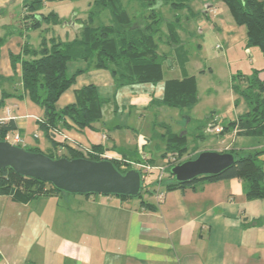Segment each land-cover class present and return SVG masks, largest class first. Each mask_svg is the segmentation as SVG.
Masks as SVG:
<instances>
[{
	"label": "crops",
	"instance_id": "obj_1",
	"mask_svg": "<svg viewBox=\"0 0 264 264\" xmlns=\"http://www.w3.org/2000/svg\"><path fill=\"white\" fill-rule=\"evenodd\" d=\"M30 1L0 0V99L5 94L0 119L2 123H13L12 131L22 139L19 145L59 154L74 148L85 155L87 150L100 146L105 154L101 158L134 162L145 158L152 165L156 164L155 157L162 161L167 142L161 125H167L175 134L181 131L173 130L170 111L160 103L164 81L183 77L172 46L165 41L159 47L160 52L169 55L164 63V80L155 85L117 86L109 70L94 68L84 60L69 61L68 74L80 72L57 107L73 103L75 92L90 84L106 103L100 121L92 128L78 129L67 120L71 128L60 127V132L50 131L48 135L39 126L42 108L22 87L21 58L15 64L10 58L22 55L25 46H39L40 41L33 43L30 31L45 29L53 33L57 26L42 24L39 29L31 28L26 6ZM46 6L38 12L53 11L62 19L54 10H46ZM219 10L209 7L204 13L215 19ZM215 26L221 34L220 50L225 46L248 52L250 67L242 74L258 70V77L264 80V53L246 45L245 27L229 17H217ZM79 28L80 25L75 33ZM188 62L184 66L186 74L196 79L188 71ZM196 71L200 73L202 69ZM223 106L222 113L211 112L204 123L210 125L216 116L222 126L248 109L233 90ZM190 110H180L186 127L196 119ZM151 116L153 120L148 123ZM218 137L210 146L193 153L234 150L244 155L263 151L258 160L264 175V137L255 144L250 143L253 137L237 136L234 130ZM150 197L143 199L154 206L153 210L141 206L140 199L114 196L59 193L20 203L0 195V264H264V199H247L237 178L165 190L160 203Z\"/></svg>",
	"mask_w": 264,
	"mask_h": 264
},
{
	"label": "trees",
	"instance_id": "obj_2",
	"mask_svg": "<svg viewBox=\"0 0 264 264\" xmlns=\"http://www.w3.org/2000/svg\"><path fill=\"white\" fill-rule=\"evenodd\" d=\"M221 1L227 6L234 22L245 27L246 45L257 47L264 53V1ZM188 2L189 0H126V2L125 0H91L89 4L93 9L84 20L79 22L80 28L73 39L62 41L57 36L49 39L42 36L37 48L25 46L22 55H10L13 64L21 58L22 87L29 98L43 110L40 128L51 135L50 131L60 132V127L69 129L71 125L78 129L92 128L101 119L102 107L106 100L97 95L96 88L92 84L77 90L73 103L62 108L57 107L58 100L72 87L77 73L80 72L69 75L67 72L69 61L84 60L94 68L109 70L117 86L145 83L155 85L164 80V63L169 54L160 52L159 47L165 41L172 46V53L181 67L183 77L164 81V93L160 103L165 107L182 111L192 109L198 101L197 83L194 76H187L184 67L189 56L179 34L180 15L176 14L173 20L165 21L157 7L158 4H165L173 10H179L188 7ZM44 3L45 0H32L26 5L33 29H39L42 24L53 26L62 22L53 11L47 14L38 12ZM127 5L134 14H130ZM105 9L110 15L109 23L95 24L94 15ZM231 88L245 101L248 109L235 120L226 121L222 125L223 130L220 134L234 130L237 136L264 137V80L258 77V70L250 75L239 73L232 76ZM4 97L5 94L0 99V106ZM161 126L164 129L162 136L167 142L163 157L167 153L178 157L186 153L188 150L186 136L171 132L165 124ZM12 130L14 125L11 121L0 124V140ZM27 150L41 152L37 148ZM226 152L234 154L236 161L232 167L222 173L188 182H177L169 172L170 167L163 182L164 189L171 191L193 187L202 182L237 178L242 182L247 199H264L263 168L258 160V156L263 151L244 155L234 150ZM44 154L50 158L64 156L70 159L76 157L102 159L100 146L92 147L91 153L87 155L74 148H67L61 154L53 151ZM110 160L121 173L132 168L128 166L122 169L117 160ZM142 185V191L137 197H115L140 199L141 206L153 210L154 206L143 199L145 193L151 195L150 184L143 182ZM59 193L62 192L50 184L20 176L9 168L0 169V195H7L16 202L26 203L41 196Z\"/></svg>",
	"mask_w": 264,
	"mask_h": 264
},
{
	"label": "rangeland",
	"instance_id": "obj_3",
	"mask_svg": "<svg viewBox=\"0 0 264 264\" xmlns=\"http://www.w3.org/2000/svg\"><path fill=\"white\" fill-rule=\"evenodd\" d=\"M90 1L91 0H45L44 6L47 5L46 10L47 8L52 9L60 14L62 22L53 29V33H51V31H30L33 43H38L41 36H45L48 39L52 36H59L62 41L70 40L72 36H74L76 32L75 29L78 27L79 22L84 20L93 9L89 4ZM157 7L160 15L165 21L173 20L176 14L180 15V38L189 56L187 68L190 74L196 75L198 101L196 106L190 110L192 116L196 118L193 120L194 122L186 127V120L183 117V112H180L178 109L166 107L168 111H170L171 117L169 122L173 130H181L179 135L182 132H186L184 135L186 136L188 151L179 157L181 160L185 161L196 155L193 153V150L208 147L211 142L219 139V134L216 135L209 127V123L205 124L203 120H205L211 112L217 114L223 112L225 100L228 99L232 92V81L230 76L248 72L246 70L250 67L249 57L247 55L248 52L242 49H240L242 52H238L235 48L227 49L224 46L223 49L220 50L218 43L221 40V34L215 26V19L217 17H229V19H232L227 6L221 0H189L188 7L179 10H173L170 6L165 4H158ZM209 7H217L220 9L215 19L214 16H207L204 13ZM127 8L130 14H134V11L128 7V5ZM109 18V12L106 9L94 15L95 24L109 23ZM46 26L50 27L51 25ZM216 45L218 48H216ZM241 46L242 48L245 47L243 44ZM256 49L258 48L256 47ZM196 68H200L202 71L199 73L196 71ZM157 117H160V115ZM151 119L153 120L152 116L147 120L148 123ZM154 119L156 118L154 117ZM184 127L185 129H182ZM200 135L202 137H200ZM260 139L263 138L253 137L250 143L255 144L257 141H260ZM154 159L157 160L155 165L162 164V161H159V157H155ZM117 161L120 163L122 169H126L128 166L134 168L136 166H134L135 164L133 165V163H137L136 161H130L125 158ZM155 177L156 174H153L150 177V181H154ZM150 196L149 193H145L143 198L149 200L151 198ZM131 199L138 200L136 198Z\"/></svg>",
	"mask_w": 264,
	"mask_h": 264
},
{
	"label": "water",
	"instance_id": "obj_4",
	"mask_svg": "<svg viewBox=\"0 0 264 264\" xmlns=\"http://www.w3.org/2000/svg\"><path fill=\"white\" fill-rule=\"evenodd\" d=\"M230 152L204 150L170 168L177 182L222 173L235 164ZM50 184L56 190L72 195L137 197L142 191L141 172L129 168L121 173L110 159L86 157L50 158L42 152L29 151L7 140H0V169Z\"/></svg>",
	"mask_w": 264,
	"mask_h": 264
},
{
	"label": "built area",
	"instance_id": "obj_5",
	"mask_svg": "<svg viewBox=\"0 0 264 264\" xmlns=\"http://www.w3.org/2000/svg\"><path fill=\"white\" fill-rule=\"evenodd\" d=\"M218 48V46H216ZM219 119L218 117H214L211 120V123L209 127L216 133L220 134L223 130L222 126L218 123ZM0 122L2 123V120L0 119ZM12 144L19 145L22 142V139L19 135L18 132L14 131H9L5 134L4 139ZM88 153H91V151H88ZM100 156L104 157L105 154H101ZM122 158H118L117 160H121ZM183 162L177 155L172 154V153H167L163 158H162V164L161 165H152L145 158H142L140 162L133 163L134 168L138 169L141 172L142 176V181L144 183L150 184V193L151 196L155 199L157 203H160L164 199L165 195V189L163 186V182L165 178L167 177V169L170 167H173L179 163ZM156 174V177L154 181H150V177L152 175Z\"/></svg>",
	"mask_w": 264,
	"mask_h": 264
}]
</instances>
